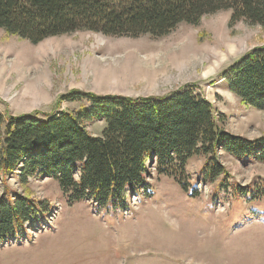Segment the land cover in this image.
I'll list each match as a JSON object with an SVG mask.
<instances>
[{"label": "rangeland", "instance_id": "1", "mask_svg": "<svg viewBox=\"0 0 264 264\" xmlns=\"http://www.w3.org/2000/svg\"><path fill=\"white\" fill-rule=\"evenodd\" d=\"M230 10L178 23L162 36L105 35L87 30L32 43L0 28V111L6 117L89 109L72 91L161 96L183 86L208 99L230 134L264 135V110L244 104L223 77L232 61L264 44V25L229 23ZM95 135L103 120L87 124ZM224 172L204 177L207 157L185 165L190 185L151 167L147 186L130 193L124 210L96 209L93 199L70 202L52 177L16 174L0 181L10 196L48 201L44 220L0 243V264H264V196L233 195V185L264 184V161H242L218 148ZM195 188L192 189V186Z\"/></svg>", "mask_w": 264, "mask_h": 264}, {"label": "trees", "instance_id": "2", "mask_svg": "<svg viewBox=\"0 0 264 264\" xmlns=\"http://www.w3.org/2000/svg\"><path fill=\"white\" fill-rule=\"evenodd\" d=\"M230 10L229 23L264 25V0H0V28L32 43L51 36L87 30L105 35L162 36L178 23L197 24L204 14ZM228 90L241 101L264 110V44L255 45L224 72ZM84 96L89 109L6 117L0 111V181L16 174L49 176L70 202L93 199L98 211L112 214L126 208L130 193L147 186L151 167L172 176L184 189L190 185L187 160L207 157L204 177L224 172L218 148L242 161H264V135L249 139L226 132L213 104L183 86L161 96H125L72 91ZM103 120L100 135L87 127ZM6 182V181H5ZM195 185L192 186V189ZM0 197V243L26 233V222L44 220L48 201L15 192ZM235 196H264L255 188L233 185Z\"/></svg>", "mask_w": 264, "mask_h": 264}]
</instances>
